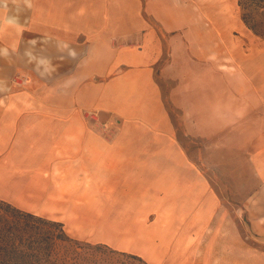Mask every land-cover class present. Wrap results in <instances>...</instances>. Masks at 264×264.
I'll use <instances>...</instances> for the list:
<instances>
[{
	"label": "crops",
	"instance_id": "0c3cea01",
	"mask_svg": "<svg viewBox=\"0 0 264 264\" xmlns=\"http://www.w3.org/2000/svg\"><path fill=\"white\" fill-rule=\"evenodd\" d=\"M33 4L39 34L71 48H47L48 62H61L56 76L49 64L41 73L48 94L12 92L0 110L2 199L27 210L40 200L39 215L149 264H240L242 234L228 227L234 214L220 209L212 183L217 155L238 151L258 183L241 207L246 237L264 250V39L239 0ZM24 30H6L15 55ZM89 110L110 122L109 134ZM181 132L206 149L191 150ZM224 232L232 246H221Z\"/></svg>",
	"mask_w": 264,
	"mask_h": 264
},
{
	"label": "rangeland",
	"instance_id": "374dc122",
	"mask_svg": "<svg viewBox=\"0 0 264 264\" xmlns=\"http://www.w3.org/2000/svg\"><path fill=\"white\" fill-rule=\"evenodd\" d=\"M9 6L14 9L16 5H21V0H6ZM11 1L13 3H11ZM35 2V0H33ZM42 5V4H41ZM241 7V15L247 18L249 25L253 26L254 30L252 31L261 36L264 39V0H242ZM43 8V5H42ZM43 10V9H42ZM20 12V11H19ZM22 20L27 18L29 20V25L24 27V36L26 40L22 37L23 34L18 35V40L16 41V55L14 53L13 62H16L15 65H11L9 68V60L0 55V78L6 81L7 83H12L13 79L16 77L17 81L20 83L13 86L12 90L9 91V94L12 92H24L31 95V92L39 98H43L46 94H48L49 89L43 88V77L41 71L37 69L35 62L27 63V59L24 56L23 50L24 43L28 42L30 38H40L45 37L43 34H39V25L38 22L32 21V18H37L39 15V5L33 4L29 9L22 6ZM16 29V28H15ZM256 30V31H255ZM8 32H4L2 37L0 38V45H7V37ZM29 38V39H28ZM24 41V42H23ZM117 42V41H116ZM129 44L132 42L129 40ZM39 46L44 47V49L38 48L40 52L44 55L47 54V48H49L50 53L52 49L56 50L54 45L40 43ZM22 50V51H21ZM55 52V51H54ZM56 53V52H55ZM58 63L61 62L55 57H52L49 65L55 66L51 73L56 76L59 71ZM42 67V66H41ZM9 83V84H10ZM8 94V93H7ZM4 94H0L2 97ZM42 102V100H41ZM181 139H183L185 145H187L191 150L202 151L206 149V140L202 141V139L198 138H190L189 136H184L181 132ZM217 139L215 141L216 149L215 151L222 150V142ZM232 153V156H231ZM229 156L225 157L222 154H218L216 157V166H221V169L218 170L216 175V182L212 183L217 186L218 194L223 199L224 204L220 205V209H228L229 212L234 214V220L230 219V224L228 227L237 228L238 233L241 232L242 239H236L238 244L237 250V258L240 260V264H264V250L261 248V241L259 236H252L250 239L246 237V233H249L247 226L250 225V220L241 214V207L243 206V201L245 198V194L250 191V194L255 193L258 190V183H256V178L254 171L250 168L249 162H246L244 157L240 156L238 151H232ZM203 160H205V164L207 165V159L201 160V165L203 164ZM222 170V171H221ZM226 170V172H225ZM227 180V181H226ZM3 197V193L0 186V200ZM5 200V199H4ZM42 200V199H41ZM7 201V200H6ZM22 204L23 206H29L30 209H24L27 211H31L32 213L42 214L40 213V209L36 206H43V202L39 200V202H34L33 204L26 203ZM36 204V205H35ZM28 207V208H29ZM43 216V215H42ZM48 220H54L51 217H47V215L43 216ZM223 230L229 231L227 226H222ZM65 233L69 236V241L59 242L55 251L52 254L51 262L46 264H149L145 261V259H141L139 256L135 255L131 252H122L120 249L116 248L115 245H106L104 243L94 242L89 238L84 236H78L73 234L68 229L66 223L64 224ZM211 230V229H210ZM209 232V231H208ZM211 233V232H209ZM228 235V237H227ZM195 240V239H193ZM207 238L205 239L206 242ZM196 241V240H195ZM231 241L230 243H228ZM221 246L223 248L228 245H233L234 240L229 237V234L224 232L222 233ZM251 242V243H249ZM208 241L206 242V244ZM244 243L252 245L254 247V251L252 254L246 255ZM211 246V244H209ZM229 257V255H228ZM229 259V258H227Z\"/></svg>",
	"mask_w": 264,
	"mask_h": 264
},
{
	"label": "trees",
	"instance_id": "16d2710c",
	"mask_svg": "<svg viewBox=\"0 0 264 264\" xmlns=\"http://www.w3.org/2000/svg\"><path fill=\"white\" fill-rule=\"evenodd\" d=\"M239 5L243 7L242 0ZM243 19L254 30L245 16ZM69 240L63 222L0 200V264L49 263L58 243Z\"/></svg>",
	"mask_w": 264,
	"mask_h": 264
},
{
	"label": "bare ground",
	"instance_id": "6f19581e",
	"mask_svg": "<svg viewBox=\"0 0 264 264\" xmlns=\"http://www.w3.org/2000/svg\"><path fill=\"white\" fill-rule=\"evenodd\" d=\"M26 5H16L14 9L7 3L6 0H0V38L3 33L8 29L9 26L15 27L18 31H21L25 26L29 25V20L24 18L22 20V6L29 9L33 6V0H24ZM20 11V12H19ZM46 43L50 45H54L57 50H69L71 47L67 42L62 40H58L52 36L40 37V38H30L28 42H25L23 50L24 56L27 59V63L35 62L38 70L44 74L45 70L49 68L47 56L43 55L42 52L38 50L42 46H39L40 43ZM44 49V47H42ZM14 48L9 47L8 45L1 44L0 45V55L4 58L10 60L14 56ZM42 66V67H41ZM11 83H7L3 79L0 78V94H4L0 97V110L5 105H8L9 101V91L11 87ZM8 93V94H7Z\"/></svg>",
	"mask_w": 264,
	"mask_h": 264
},
{
	"label": "built area",
	"instance_id": "2783aa9c",
	"mask_svg": "<svg viewBox=\"0 0 264 264\" xmlns=\"http://www.w3.org/2000/svg\"><path fill=\"white\" fill-rule=\"evenodd\" d=\"M86 118L91 121L92 123H96L98 126H100L101 130L103 131V133L105 134H109V132L111 131V126H110V122L104 120L101 116L100 113L96 110H89L86 111Z\"/></svg>",
	"mask_w": 264,
	"mask_h": 264
}]
</instances>
